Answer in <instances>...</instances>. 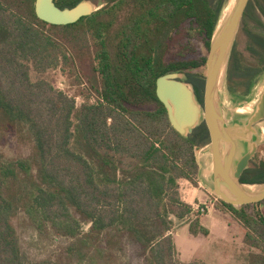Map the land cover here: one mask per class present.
Instances as JSON below:
<instances>
[{"label": "trees", "instance_id": "obj_1", "mask_svg": "<svg viewBox=\"0 0 264 264\" xmlns=\"http://www.w3.org/2000/svg\"><path fill=\"white\" fill-rule=\"evenodd\" d=\"M80 1L55 0L60 8ZM91 1L101 5L91 15L54 25L37 16L36 0H0V264H108L110 240L119 242V261L125 239L142 247L147 264H207L179 260L173 234L178 221L195 237L211 233L179 184H199L198 150L210 132L205 122L178 132L156 82L184 73L203 100L208 53L230 0ZM244 17L264 30V0H251ZM185 30L203 40L202 61L169 58ZM250 37L258 63L244 65L234 51L228 70L231 90L243 94L264 73V35ZM57 70L77 87L74 96L55 86ZM76 95L86 100L80 106ZM9 132L21 147L11 158L1 146ZM250 173L244 182H264V159ZM221 204L246 229L247 264H264V200ZM21 216L66 245L30 261Z\"/></svg>", "mask_w": 264, "mask_h": 264}, {"label": "rangeland", "instance_id": "obj_2", "mask_svg": "<svg viewBox=\"0 0 264 264\" xmlns=\"http://www.w3.org/2000/svg\"><path fill=\"white\" fill-rule=\"evenodd\" d=\"M262 18L264 20V17ZM251 33H260L264 35V30L259 28V26L254 22V20H251L250 17H244L233 44L231 57L235 51L242 64L255 66L258 63V57L253 50L259 52L261 49L252 41L250 37ZM187 47L188 50H186ZM206 55L207 51L203 40L199 39L193 30H185L176 38V42L171 49L169 58L173 60L197 59L198 61H202ZM205 69L207 72V66ZM197 71L203 73L204 68L202 67ZM226 77L228 78V74L225 76L223 89L220 90L218 94L224 107L228 128L230 129V132H232L231 135H233V137H235V139L242 145L240 147L241 151L237 155V159H239L250 147L246 139L248 137L246 133V124L249 117L256 109V105L260 99L262 87L264 86V73L261 74L259 79L252 86L250 92L244 96L231 92L229 88L230 82L229 79H226ZM54 79L55 86L57 88L65 91L70 96H74L76 94L77 87L71 86L69 78L61 70L54 72ZM239 91L242 92L243 89H240ZM75 97L77 105L79 106L86 101L82 95H76ZM90 101L95 102V98L91 97ZM257 130L258 133L255 136V139L258 143V150L252 158L251 167L253 168L257 167L256 165L264 159V120L257 125ZM1 146L5 155L10 158L15 157L21 151V147L18 144L13 132L7 133L1 143ZM198 158L199 161L203 163V168L205 169V167H208L209 170H211V173L210 175H204V169L202 170L198 184L201 188L194 191L192 198L198 196L201 200H206V202L202 201L201 203H206L210 207H212L210 202V199L212 198L215 201L216 207L221 206V198L212 193L210 190L213 188V171L212 158L209 149L207 147L205 148V146L200 148L198 150ZM255 175L256 174H252V176ZM184 191H186V188H184ZM186 192L188 195L186 193L185 197L188 199L191 191L188 192L187 190ZM199 201L200 200H198V202ZM260 208L264 213V204L261 205ZM254 210V207L250 206L249 212L254 214ZM217 214L221 215V213L215 212L210 216V218L214 216L219 217ZM22 217L23 216L16 220V225L24 251L30 261H38L54 255L56 252L59 253L63 246L66 245V242L59 237L54 238L53 240L49 238L47 236L49 234V230H46L43 233L33 230L30 226L24 223V218ZM210 218L203 220L207 226L211 225ZM230 222L232 225L234 224V221ZM89 227L90 224L88 222H84V230H88ZM176 229L180 231L179 235L174 234L179 251L178 258L183 262H190L193 259H201L207 264L248 263L246 260L248 250L244 245L242 235L240 238L236 235L234 239L231 237L229 241L220 242V240L215 241L214 239H206L203 236L192 237L188 234V225L179 221ZM110 247V254L107 259L108 264H147L142 247L133 241L125 239L121 242V250L118 253L119 261L117 259L119 242L110 240Z\"/></svg>", "mask_w": 264, "mask_h": 264}, {"label": "water", "instance_id": "obj_3", "mask_svg": "<svg viewBox=\"0 0 264 264\" xmlns=\"http://www.w3.org/2000/svg\"><path fill=\"white\" fill-rule=\"evenodd\" d=\"M251 0H234L228 14L221 18L214 33L207 58V73L202 104L194 85L181 72H170L157 79V95L168 111L172 126L182 135L188 136L202 123H206L211 141L207 147L212 158L213 188L211 192L236 206L254 204L264 200V182L248 183L241 180L244 171L258 150L255 136L257 125L264 120V86L256 109L246 124L249 149L237 160L236 140L228 128L223 104L219 99V83L223 68L228 74L233 44L241 22ZM101 5L82 0L74 7L60 8L55 0H36L37 16L50 24L68 25L89 16ZM225 13V12H224ZM228 80V78L226 77ZM237 160V161H235ZM200 163V174L203 163ZM200 179V175H199ZM262 185L257 191L249 186Z\"/></svg>", "mask_w": 264, "mask_h": 264}, {"label": "crops", "instance_id": "obj_4", "mask_svg": "<svg viewBox=\"0 0 264 264\" xmlns=\"http://www.w3.org/2000/svg\"><path fill=\"white\" fill-rule=\"evenodd\" d=\"M179 184H180L181 197H182V200L184 202L194 206V204L200 203V202L203 201L198 196L192 198V195L194 194V191L199 190L201 188L199 185L196 186L193 183H191L190 181L185 180V179H181ZM184 188H186V191L188 190V192L191 191L189 193L190 195H189L188 199L185 197V194L187 192L184 191ZM187 195H188V193H187ZM198 200H200V201L198 202ZM203 202H206V200H204ZM210 202H211V206L212 207L209 208L208 214L203 216V217H201V219H202L203 225L205 227H207L210 230L211 233H210V235L208 237H204V236L203 237L206 238V239H214L215 241H219L220 240V242L229 241V239L231 237H232V239H234V237L236 235L239 238L242 235V238H243L244 234L246 232L245 227L239 221H237L230 213H225V212L219 210L215 206V201L212 198L210 199ZM215 212L221 213V215L217 214L219 217L214 216V217L210 218V216L213 213H215ZM207 218L211 219V225L210 226H207L203 222V220L207 219ZM230 221H234V224L232 225V223ZM234 229H235V231H234ZM174 234L179 235L180 231L178 229H176L174 231ZM188 234H190L189 230H188ZM191 236L195 237L193 235H191ZM197 237H199V236H197ZM174 238L176 239L175 235H174ZM175 242H176V240H175Z\"/></svg>", "mask_w": 264, "mask_h": 264}, {"label": "bare ground", "instance_id": "obj_5", "mask_svg": "<svg viewBox=\"0 0 264 264\" xmlns=\"http://www.w3.org/2000/svg\"><path fill=\"white\" fill-rule=\"evenodd\" d=\"M234 0H230L229 1V4H228V8L227 10L225 11L224 13V16L223 18L225 17L226 14H228V11H229V8L230 6L233 4ZM225 76H226V67L223 68V71H222V76H221V80H220V83H219V91L223 89V86H224V82H225ZM263 88V87H262ZM235 138V137H234ZM236 154H235V157L237 159V155L240 153L241 149L240 147L242 146L240 142H237L236 143ZM238 160V159H237ZM235 160V161H237ZM206 166V165H205ZM204 175H210L211 173V170H209L208 167H205L204 171H203ZM249 188H251V190L253 191H257V190H260L261 188H263L262 185H253V186H249Z\"/></svg>", "mask_w": 264, "mask_h": 264}, {"label": "built area", "instance_id": "obj_6", "mask_svg": "<svg viewBox=\"0 0 264 264\" xmlns=\"http://www.w3.org/2000/svg\"><path fill=\"white\" fill-rule=\"evenodd\" d=\"M210 206L206 203H196L193 206V217H203L208 214Z\"/></svg>", "mask_w": 264, "mask_h": 264}, {"label": "flooded vegetation", "instance_id": "obj_7", "mask_svg": "<svg viewBox=\"0 0 264 264\" xmlns=\"http://www.w3.org/2000/svg\"><path fill=\"white\" fill-rule=\"evenodd\" d=\"M229 88H230V86H229ZM194 90H195V92H196V94H197V97H198V99H199V96H198L199 94L197 93V90H196L195 87H194ZM230 90H231V88H230ZM243 91H244V90H243ZM231 92H232V93H238V94L241 95V96H242V95H243V96L246 95V94H243V92H240V91H236V92H234L233 90H231ZM199 101L203 104V103H204V96H203V100H199ZM208 130H209V129H208ZM210 141H211V140H210ZM252 160H253V159H251L248 168L244 171V173H243V175H242V177H241V180H243V178H244V176H245L246 173H250V172L252 173V171H253L254 168L257 169V167H254V168L251 167ZM256 166H257V165H256ZM251 173H250V174H251Z\"/></svg>", "mask_w": 264, "mask_h": 264}]
</instances>
